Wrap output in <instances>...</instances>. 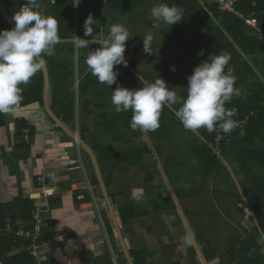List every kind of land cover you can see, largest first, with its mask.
<instances>
[{
  "label": "crops",
  "instance_id": "0c3cea01",
  "mask_svg": "<svg viewBox=\"0 0 264 264\" xmlns=\"http://www.w3.org/2000/svg\"><path fill=\"white\" fill-rule=\"evenodd\" d=\"M198 1L203 8H205L207 4H211L209 0ZM155 5V0H147L145 7H141L136 10L137 12H142L145 13V15H148L149 22L151 21L149 23V26L151 24L150 27H152V23H154L151 17V8ZM248 25L255 26L253 24ZM165 26L166 25L164 23H161V26L159 27V29H162V32H160V36H157L156 42L158 47L160 44L164 43L166 35L168 36V30ZM189 37L190 33L186 31L182 38L189 46H186L185 48L184 44L181 46V50L179 51V53H181V61H179V64L175 59L171 62L174 63L175 71L177 70V73L172 70V67L164 68L163 64L160 67V72L163 77H165V74H168L167 76L169 77L170 74L176 73L175 76L178 77V82L181 83V89L177 95L181 98H186L187 96V78L192 75L193 69L196 65L197 59L192 58L195 55H199L202 50V47L198 46V42L195 41L192 44L189 43ZM155 46L156 45H154V47ZM263 56L264 53L260 55V57ZM261 60L263 61V59H256L258 64H261ZM176 64L178 66L177 68ZM256 71L260 76L261 70L257 69ZM136 72L134 74L137 75L138 72ZM147 79H149V81L155 80L148 78V76ZM78 102L79 101L76 99L74 112L71 117H68V121H65L62 116L58 114L61 113L60 102L58 101L55 103L52 98V93L50 89H48L46 96L44 94L43 103L40 104L39 109L19 111L18 114L12 116L4 114L3 118L5 121L0 125V204L4 206L7 213H11V203L18 197L25 199L28 198L31 200L32 204L40 207H46L47 212L45 215L49 218L50 225L48 229L54 231L55 234L50 238L43 239L42 241L40 254L45 263L86 264L92 256H95L100 264H104L105 261L100 260V258H104L103 256H105V249L104 252L101 251L105 247V240H102L100 236V224L103 222L105 226V221L109 220L112 224H114L116 229L117 226H119L120 219L114 212L115 206L113 205L109 194L111 190L115 191L117 186L119 187L126 184L130 186L131 196L134 197L135 204H139L137 205L139 209H158L157 206L163 207L161 212H163V215L169 216V219H166V221L170 222L169 225H173L174 227L182 225V229L186 230L187 234H189V230L192 232V237L188 236V239L191 238L190 240L193 241V246L189 245V247L184 250V254L179 260L181 264H225L219 261V259L226 254L227 248L223 249L215 239L212 227L214 225V227H216L217 224L226 222L231 225L234 224L235 226V224H240V220L236 221V219L232 217V215L237 217L238 215L234 213L229 214L223 210L221 211V217L224 221L219 222L215 220L214 210H210L209 206H212L211 201L213 200L218 202L219 205L223 207H232V205L229 204L232 202H235L234 207L236 209L241 207L242 210L243 207H247L246 203H238L236 198H231V195H229V198L228 196L225 198V195H228L230 192L232 195H236V191L231 189V185L227 187L228 191L227 189L223 190L222 185H228L227 179L229 178V175L234 178L236 184L238 180L242 181L243 179L241 174H236V176L233 175L230 167V165L233 166V164L229 161V159H224L222 162L225 165L227 172L223 167H220V169L215 170V176L212 174H210V177L204 176L198 156L196 155L197 152L194 153L192 151L197 144L203 141V136L201 134L202 131L201 129L198 133L187 131L188 134L196 141V143L193 141L186 144L183 149L181 148V152L186 154L185 156L188 160L187 163L185 162L187 168L183 167V163H181V168L178 165L175 166L177 160L180 158L177 156L175 164L167 165L166 171L168 172H164V174L174 176L175 171L181 169L177 175L181 178V183L188 184L186 189L183 190L182 184L181 187L179 183L171 184L172 186H170L169 182H165L167 185L160 186L159 188L161 191L165 190L163 193L166 194L162 195L159 188L156 187L161 195V199H157V204H148V202L144 199L149 192L148 186H143L146 189L143 198L135 197L133 194L139 193L137 192L138 190L141 191V189L136 187L135 184L129 182L123 184V182L115 181V178L122 177L124 173L128 172L127 170L135 168L133 165L129 166L120 164L119 161L122 160L120 153L123 150L128 149L130 144L133 145L137 141L142 140L141 135L143 133L139 132L136 135L130 134L132 138L129 139L127 144L125 143L126 145H123L121 139L122 135L117 137L116 131H114V134L111 132L106 133L105 131H107V128H111V126H105V124H103L104 121H101V119L92 123L94 130H96L95 135L90 136L87 132L88 130L82 133L79 127V116H82L81 121L83 120V117H87V119L82 121V123L85 128L89 129V116L87 115L91 105L90 102L86 100H83L80 104ZM53 106L58 107V111L53 109ZM48 110L54 116L59 118L60 121H62L64 127L50 117ZM101 113H107L108 116L115 117L119 112H117L114 107L111 114L108 112ZM19 118L24 119L28 126L34 131V135L32 136V141L30 142V147L27 152H25L23 148L19 147L20 138L17 129V119ZM119 120L120 119L114 120L112 124L113 129H115L116 123H118ZM159 125L160 126L157 129L162 131L160 137H171V132H168L169 128L167 127V121L160 119ZM66 130L72 132L73 135H69ZM125 130L127 129L124 127L123 132ZM82 134L84 135L83 137ZM149 135L150 136H148V134H144L143 141L147 142V144L150 143L152 152L155 153V156L158 157V159L165 160L166 153H169L167 156L168 160L172 159L176 152L181 155L180 149L173 150L167 145H164L163 141L166 139L160 140L158 133H152ZM103 136H106L105 138L107 140H103L104 138L101 139ZM96 140L98 142H95ZM105 147L107 148L108 153L103 157L101 155V151L99 152V150ZM111 154L113 156H111ZM228 158L230 157L228 156ZM111 160L113 162H110ZM159 167L157 168L160 169ZM157 168L153 172H148L146 170L143 173L146 172L147 174H150V176L154 174H162L163 172H159ZM106 170L111 171L113 185H116L113 186L110 184V186H105L103 177L106 174ZM227 173H229V175ZM39 175L43 176L44 186L48 189L45 191V193L48 194L47 196H42V194L39 193L40 188L37 183V176ZM223 179L226 180L225 183L222 181ZM207 180H210V185L203 184V182ZM143 189L144 188H142V191ZM238 189L241 192L239 185ZM179 191H181V193ZM203 193L209 197L212 195L211 199H208L206 202L207 207L205 208L208 209V211L205 213L208 214H204V209L195 210L196 207L194 206L192 208L195 209L187 210L188 205L186 204V201H190L196 197L203 198ZM178 195L181 198V206L186 211L183 210L181 220L176 221L172 219L173 215H176L177 213L175 203L173 202L175 210H171L170 208L164 210V208L169 207L170 203L165 202L167 199L174 196L178 198ZM159 200L161 203H159ZM140 202H144L141 205L142 207L140 206ZM106 207L108 208V212L110 211L109 214L102 211L103 208ZM248 217L250 219V212ZM162 218L163 217H160V219H158L157 215H154L151 218L142 219L141 223H145L147 226H150L148 224L158 223L162 220ZM199 219H202V221ZM136 221L139 222V220ZM195 223L200 225V230H198L199 232L197 233L191 230L192 224L195 225ZM185 224H187L190 229H187ZM116 229H114L115 231L112 239H114L118 234L119 236L121 235L119 230ZM167 230L163 232L161 237L167 238L168 235L171 234ZM151 232H153V229ZM212 234L213 236H211ZM237 234H239V232H237ZM125 235L128 236L127 233ZM110 240L111 238L108 235V241ZM207 240L209 244L205 243ZM198 241L206 244L205 247H202L205 252L210 255H206L207 258L202 252V247L199 245ZM187 243L190 244L189 241ZM192 247L194 248V251L190 250ZM226 247H228V245ZM210 248L215 249L214 253ZM123 250L125 251V247H123ZM112 252L117 262L118 257L114 251ZM109 253L110 251H107L108 255ZM125 256L128 262L132 264L128 254L125 253ZM148 261L152 263L151 260L148 259Z\"/></svg>",
  "mask_w": 264,
  "mask_h": 264
},
{
  "label": "trees",
  "instance_id": "16d2710c",
  "mask_svg": "<svg viewBox=\"0 0 264 264\" xmlns=\"http://www.w3.org/2000/svg\"><path fill=\"white\" fill-rule=\"evenodd\" d=\"M0 1L11 18L26 2V0ZM72 2L73 0H39L45 13L57 19L58 35L61 38V43L55 46V55L45 57L49 89L51 90L52 85L51 93L54 101L59 97V85L70 77L69 65L60 59H63L64 56L66 57L65 59H73L75 52L73 39L77 30L75 20L78 28V37L95 40L100 36L94 31L93 36L86 37L84 35L83 25L90 13L98 21L94 29L99 28V31L102 30L104 34H107L106 29L109 28V24L105 20L106 16L116 13L118 17H128L131 12L145 7L147 0H107V2L103 0H82V3L75 7ZM155 3L156 5L167 3L183 9L182 21L172 26L165 24V27L168 33L176 31V33L181 32V35H184L188 31L190 33L188 42L191 44L195 41L199 43L197 44L202 47L201 52H203V55L194 56L193 59H197L195 66H198L204 60H211L214 55L220 53L226 52L231 56L228 66L232 68L233 75L236 77L235 88L238 90V94L234 95L231 102L226 103L225 107L228 109L235 108L237 111L236 116L243 117L248 115L249 122L243 131L236 132L223 141V158L229 159L233 164V166L230 165L233 175L241 174L243 176L242 181H239L241 192L236 191V193L238 192L236 200L238 203L244 202L247 204L250 219L256 224V227H254L255 229L252 233L234 235L232 241L228 243L225 255H227L231 264H264V56L260 57L264 53V0H237L235 3L236 13L219 11L213 4H207L203 8L198 0H155ZM246 19H255V26L246 24ZM10 29L12 27L0 13V30ZM89 47L81 48V50L84 51V49H89ZM81 57L83 56L81 55ZM161 59L164 68L175 66L174 63H171L173 59L168 57ZM256 59H263V61L261 60V64H258ZM257 69L261 70L260 76L256 71ZM114 70H118L120 75L117 76L116 84L111 86L101 84L91 72H86L79 76L80 95L84 98V101L88 100L87 95L90 93L94 96L93 91H97L98 88L103 91L109 89L113 93V89L119 84L131 89L132 81L137 80V75L131 69L124 68L123 65L116 66ZM20 87L23 90L22 105L35 101L40 102V104L43 103V71L32 77L28 84ZM95 99L99 100L98 97H95ZM58 101L61 108V113L58 114L62 116L63 120L68 121V117H71L74 112V101L69 96H65ZM94 106L97 109H101L104 107V102ZM52 108L58 111V107L53 106ZM3 115L0 114V125L5 121ZM97 117L104 121L103 124L105 126H112L114 120L119 118L130 123L132 112L130 110L121 111L115 117L108 116L107 113H99ZM81 119L82 116L80 115L79 122H81ZM86 119V116L85 118L83 117V121ZM17 120L20 138L19 147L27 152L30 143H26L23 140L22 129L29 126L24 119L19 118ZM79 127L82 133L88 130L83 123H79ZM201 131L203 141L197 144L192 151L194 153L197 152L196 155L204 176L210 177V174L215 176V170L220 169V167H223L227 172L225 165L221 160L216 159L207 145L213 139L214 131L208 132L203 128H201ZM133 134L136 135L138 133L133 131ZM33 135L34 131L30 128L31 141ZM136 150L135 147L123 150L120 153L122 160L119 163L129 166L139 165L141 160H134L130 156ZM100 151L103 157L108 153L106 147L101 148ZM111 156L113 155L111 154ZM110 162L113 161L111 160ZM227 174L229 175V173ZM112 180L111 171L106 170V174L103 177L105 186H110L113 183ZM222 181L225 182L226 180L223 179ZM153 190L155 192L154 197L148 195L144 197L148 204H157L155 201L161 199L158 189L156 188L155 190L153 188ZM109 196H111V201L115 206L114 212L120 219L119 232L123 236L128 232L129 228H133L136 220H140L144 211H141L135 204L134 197L131 196L130 186L126 184L117 187L115 191L111 190ZM167 201L169 202V199ZM169 203V207H165L164 210L167 208L175 210L174 203ZM33 206L34 204H32L30 199L18 197L11 203V213H7L4 206L0 204V264H34V258L27 250L30 240L18 237L10 231L31 229L33 225L31 220ZM157 208L158 210L163 209L160 206H157ZM238 209L240 210L241 207H238ZM105 226L109 237L112 239L115 231L112 222L109 220L105 221ZM150 229L152 231L151 227ZM54 234V231L47 229L43 234V239L50 238ZM198 243L201 247L206 245L204 242L198 241ZM205 243L209 244L207 241ZM203 247L202 252L207 258L206 255L209 254L205 252ZM210 249L214 253L215 249ZM190 250L194 251V248L192 247ZM128 256L132 264H153L148 261L144 249L131 247L128 250ZM86 264L91 263L88 261ZM94 264L99 263L95 261ZM176 264L181 263L178 261Z\"/></svg>",
  "mask_w": 264,
  "mask_h": 264
},
{
  "label": "clouds",
  "instance_id": "9594fccd",
  "mask_svg": "<svg viewBox=\"0 0 264 264\" xmlns=\"http://www.w3.org/2000/svg\"><path fill=\"white\" fill-rule=\"evenodd\" d=\"M72 3L74 7L79 6L82 0H73ZM151 17L154 21L152 28H159L161 23L172 26L182 21L183 9L160 3L151 8ZM12 20L14 28L0 30V114L10 116L18 114L22 107L23 90L20 86L28 84L32 77L47 68L45 57L55 55V46L61 43L57 19L45 13L39 0H26ZM97 24L98 21L90 13L83 25L84 35L93 36ZM132 37L124 24L114 23L102 39L89 41L76 37L75 47L79 51L88 48L90 43L99 44L98 48L88 53L85 64L101 84L111 86L117 82L119 73L114 70L116 66H127L124 55L126 41ZM153 40L152 32L143 36L146 53H152ZM230 60V54L224 52L195 66L192 75L187 78L186 98L177 95V88H170L163 79L156 78L152 82L145 80L142 87L134 89L117 84L111 104L117 112L131 110L130 127L133 130L157 129L162 109L166 106L175 112L185 130L198 133L203 128L213 132L218 126L224 133L230 134L236 127L233 117L237 111L226 108L225 104L238 94L236 77L228 66ZM172 70L175 71L174 66ZM177 104L180 105L178 110L173 108ZM242 223L244 227L248 226L247 219Z\"/></svg>",
  "mask_w": 264,
  "mask_h": 264
},
{
  "label": "rangeland",
  "instance_id": "374dc122",
  "mask_svg": "<svg viewBox=\"0 0 264 264\" xmlns=\"http://www.w3.org/2000/svg\"><path fill=\"white\" fill-rule=\"evenodd\" d=\"M105 20H107V24H109L108 27H110L114 23L124 24L128 28L130 34L133 36L131 39L126 41L127 47H126V51L124 54L125 58L127 60V66L126 67L124 66V68H129L134 73L136 71L138 72V73L136 72L138 81L137 80L132 81L133 83L131 85V89L142 87L143 82L145 80L149 81V79H147V76H148V78H150V79H156V78L163 79L168 84V86L170 88H177L176 93L178 94L179 90L181 89V83L178 82V77L175 76V74L177 73V70L175 71L176 73L170 74L169 77L167 76L168 74H165V77H163L162 73L160 72V67L162 66V63H161L162 59L161 58L168 57L169 59H175L178 64H179V61H181V53H179V51L181 50V46L183 44H184V48L186 46L187 47L189 46L188 43H186V41H184L183 38H181V36H183V35H181V32L176 33V31H170L168 33V36L166 35V37H165L166 40L164 41V43L160 44V46L158 47L156 40H157V36L158 35L160 36V32H162V29L157 28L159 30L156 31L157 29L150 27L151 24L149 26V23L151 21L149 22V17H148V15H145V13L137 12L135 10L134 12H131L128 17H120V16L118 17L116 13H114V14L111 13L110 16L105 17ZM75 25H76L77 30L74 33V35L76 37H78V34H77L78 28H77L76 20H75ZM108 29L109 28H107L106 30L108 31ZM93 31L96 32L100 36V37H97V39H95V40L102 39L105 37V35H107L106 33L104 34V31H102V30L99 31V28L93 29ZM149 32H152L154 35V40H153L152 46H151L152 53H146L143 50V36H145ZM75 36L73 39L74 47L76 45V37ZM89 41H91V40H89ZM154 45H156V46L154 47ZM89 46H90L89 49H84V51H82L81 49H79V51H77L76 47H75L73 59H65L66 58L65 56L63 57V59H60L62 61H65V63H67L69 65L70 77H68V79L61 82V84L59 85V90H58L59 97L56 98L55 103H57V101L59 99H63L65 96L66 97L69 96L70 98L73 99V101H74L73 105L76 103V99L79 101L78 102L79 104H80V102L81 103L83 102L84 98L80 95L81 94V86H80L79 76L82 74H85L86 72H90L87 65L85 64V59H86V56L88 55L89 52H91L92 50H95L96 48L99 47V44L98 43H90ZM195 50H197V49H195ZM166 52L169 54H167ZM64 53L67 54L66 51H64ZM80 54L83 57H81ZM177 67L178 66L176 64V68ZM136 68H138L139 70ZM43 73H44V71H43ZM118 75H120V73ZM144 76L146 79L144 78ZM142 77H143V79H142ZM149 82H152V81H149ZM106 90H105L106 91L105 92V91L98 88L97 91H102V94H100V95H94V91H93V95L95 97H98L99 100L95 99V97L92 96L91 93L90 94L88 93L89 95H87L88 100H86V101H89L90 105H91L89 107V113L87 115V116H89L88 117L89 129L87 132L90 136L96 134V130H94L92 123L99 119V117H97V115L101 112H108L109 114H111L113 112L114 106L112 104H107V103H111V96L113 93H111V91L109 89H106ZM50 91L52 92V85H51ZM44 94H45V90H44ZM101 102H104V107H102L100 110H98L94 105L99 104ZM179 107H180L179 104L173 106V108H175L176 110H178ZM119 119L120 120L118 121V123H116L115 129H113V127H112L113 125H112L111 128H107V131H105V132L106 133L111 132L114 134V131H116L117 137L122 135L121 139H122L123 145H126L127 142L129 141V139L132 138L130 136V134H132L133 131H136V133L142 132L143 134L141 135L142 140L137 141L133 145L130 144L128 147V148L135 147L137 149L135 152H132L130 154V156L134 160L140 159L141 163L139 165H136L135 168L127 170L128 172L124 173L122 175V177L115 178V181L123 182V184L126 182L135 184L136 187L141 189V191L136 190L139 193L133 194V195H135V197H143L145 190H146L145 187H147V186L149 188L148 196L154 197L155 192H154L153 188L156 190V187L159 188L160 186L167 185V183H165V182H169L170 186H172L171 184L179 183V185L181 187V184H182L183 190H185L186 186L188 184L181 183V178H179V176L177 175L181 169L176 170L174 176L164 174V172L166 171L167 165L175 164L177 156L180 158L177 160L175 166L178 165L181 168V163H183V167L187 168L186 163L188 162V160H187V157L185 156L186 154L181 152V148L183 149L184 146H186V144L195 141L188 134V132H187L188 130L184 129L182 123L176 117L175 112L172 109L165 106L162 109V113L160 116V119L167 121V127L169 128L168 132H171V137H168V138L167 137H160V134L162 131L159 129L146 130V131L139 130V129L133 130L130 127V123L128 125L127 121H123L121 118H119ZM82 121L79 123H82ZM129 121H131V120H129ZM124 127L128 131L125 130L123 132ZM152 133H158V137L160 138V140L166 139L163 141L164 142L163 144L167 145L169 148H171L173 150L180 149L181 155H179V153L176 152V154L173 156V158L168 160L167 156L169 155V153H166L165 160L158 159V157L155 156V153L152 152L150 143L147 144V142L143 141V139H144L143 135L144 134H148V136H150L149 134H152ZM83 136L84 135L82 134V137ZM105 137L103 136L101 139L104 138L103 140H107ZM95 142H98V141L96 140ZM195 143H196V141H195ZM155 167L156 168L159 167L160 169H158V168L157 169L159 170V172L161 171L163 173L162 174H154L152 176H150V174H147L146 172L143 173L146 170L148 172H153L156 169ZM166 172H168V171H166ZM141 173H143V174H141ZM174 180H176V181H174ZM227 182H228L227 183L228 185H222L223 190L227 189V191H228L227 187L231 185V189H233V191H239L240 192V190L238 189V185H240L239 180L237 181V184H236L234 178L230 175L229 178L227 179ZM203 184L204 185H210L211 183H210V180H207V181L203 182ZM214 184H215V182H214ZM112 185H113V183H112ZM114 185H116V184H114ZM143 186H145V187H143ZM142 188H144L143 191H142ZM231 189H230V191H231ZM159 191L162 195L166 194V193H163V192H165V190L161 191V189L159 188ZM176 192H175V194H176ZM179 192L181 193V191H179ZM237 193H236V195L235 194L232 195L230 192L228 195H225V198H227V196L229 198V195H231V198L233 197V199H235V198H237ZM202 196H203V198L196 197V198L191 199L190 201L187 200L186 201L187 202L186 204L188 205L187 210L195 209V208H192L194 206V207H196L195 210L204 209L205 210L204 214L207 215L208 213H205L206 211H208V209L205 208V207H207L206 202L208 201V199H211L212 195H210V197H209L203 193ZM172 198L169 199V202H174L176 207H177V213H176V215H173L172 219L176 220V221L181 220V217L183 216V210L184 211H186V210L181 206V198L179 195H178V198L175 196ZM157 201H155V202H157ZM165 202L169 203L167 200ZM142 203H144V202H142ZM142 203L140 202V206L142 205ZM159 203H161L160 200H159ZM227 203H229V202H227ZM211 204H212V206H209V209L214 210L215 220H217L219 222L224 221L221 217V211H223V210H224V212H228L229 214L234 213V214L238 215V217L234 216V215H232V217H234L236 219V221L240 220V224H238V225L235 224V226H234V224L231 225V224L226 222V223L217 224L216 227H214L215 225L212 227V230L214 232L213 233L214 237L223 249L227 248L226 246L228 245V243L230 241H232L233 235L237 234V232H239V234H237V235H246L247 233H252V231H254V229H255L254 227H256V224L254 222H252V220L249 219V217H248L249 216V210L246 206L243 207L242 210L241 209L239 210V209H236L234 207L235 202L229 203L232 205V207L220 206L218 202L213 201V200L211 201ZM136 205H139V204L136 203ZM201 205H202V207H201ZM140 209H142V208H140ZM102 211H104V213H106V214H109V212H110V211L108 212L107 207L103 208ZM141 211H144L143 217L139 220V222L136 221V223L133 225V228L132 227L129 228V230L127 232L128 236L120 235L121 236L120 237L118 234V235H116V237L114 239H111L110 241H108V235H107L105 226H104L103 222H101V224H100V229H101L100 236H101L102 240L103 239L105 240V247L101 251L104 252V249H105V256H103L104 258H100V260L105 261L104 263H110V264L111 263L112 264H130L128 262L126 256H125V253L128 254L129 248L134 247L136 249H144L148 259L151 260L153 264H176V262H178L181 259L182 255L184 254V250L186 248H188L189 245L193 246V241L190 240L191 238L188 239V236L192 237V232L189 230V232H188L189 234H187L186 230L182 229V225H177L175 227L173 225H169L170 222L166 221V219H169V216L163 215V212H161V210L153 209V208H151V209L144 208ZM154 215H157L158 219H160V217H163V218L158 223L148 224L150 226H147V224H145V223H141L142 219H148V218L153 217ZM246 219H247L248 226L244 227L242 222L245 221ZM149 220H151V219H149ZM199 220L202 221V219H199ZM113 226H114V224H113ZM151 226H152L153 232H151V229H150ZM185 226L187 229H190V227L187 224H185ZM208 226H209V224H208ZM118 227L119 226H117V229H116L114 226V229L119 230ZM148 229H150V231H148ZM166 230L169 231L171 234L168 235L167 238L161 237L163 235V232ZM191 230L195 233L199 232L198 230H200V225H198V223H195V225L192 224ZM213 234L211 236H213ZM188 241L190 242V244L187 243ZM207 242H208V240H207ZM123 247H125V251L123 250ZM107 251H110V253H109L110 256L107 254ZM112 251H114V253L118 257L117 262L115 260V257L113 256ZM98 253H100V252H98ZM95 261H97V263H99L97 258H95V256L94 257L92 256L89 260V263L94 264ZM219 261H221L225 264H231L228 261L227 255H224L223 257H221L219 259Z\"/></svg>",
  "mask_w": 264,
  "mask_h": 264
},
{
  "label": "built area",
  "instance_id": "2783aa9c",
  "mask_svg": "<svg viewBox=\"0 0 264 264\" xmlns=\"http://www.w3.org/2000/svg\"><path fill=\"white\" fill-rule=\"evenodd\" d=\"M107 2V0H103ZM211 4L215 5L216 9L222 12H232L236 13L235 3L237 0H209ZM246 23L255 25V19H246ZM264 41V39H263ZM233 119L236 121V127L230 134L224 133L218 126L214 130V136L211 141L208 142V147L211 149L212 154L216 159L223 162V148L222 143L225 139L231 137L234 133L243 131L249 122V116H235ZM23 140L26 143L31 142L30 137V128L26 127L22 129ZM37 183L40 188L39 193L42 196H47L45 193L46 189L44 186L43 176H37ZM47 212L46 207H40L34 204L32 209V227L28 230L16 229L15 231L10 230L11 233L15 234L18 237H23L27 240H30V245L27 247L29 254L34 258V264H46L40 254V249L43 241V234L45 230L49 228V218L45 215Z\"/></svg>",
  "mask_w": 264,
  "mask_h": 264
},
{
  "label": "water",
  "instance_id": "95a60500",
  "mask_svg": "<svg viewBox=\"0 0 264 264\" xmlns=\"http://www.w3.org/2000/svg\"><path fill=\"white\" fill-rule=\"evenodd\" d=\"M0 13L2 15V17L8 22V24L14 28L15 26V22L12 20L11 16L9 15V13L5 10V7L3 6V4L1 3L0 1ZM44 90H45V96H46V93L49 89V78H48V72H47V68L44 70ZM102 94V91H94V95H100ZM107 104H111V103H107ZM108 106V105H107ZM40 107V103L35 101V102H32V103H28L26 105H22L20 111H30V110H33V109H39ZM48 114L50 115V117L58 122L62 127H64L62 121H60L59 118H57L56 116H54L49 110H48ZM67 131V130H66ZM67 133L69 135H73L72 132H69L67 131ZM76 137V135H75ZM77 138V137H76Z\"/></svg>",
  "mask_w": 264,
  "mask_h": 264
}]
</instances>
